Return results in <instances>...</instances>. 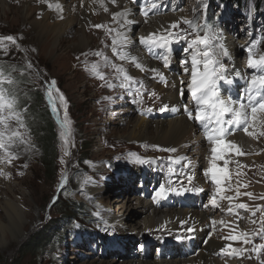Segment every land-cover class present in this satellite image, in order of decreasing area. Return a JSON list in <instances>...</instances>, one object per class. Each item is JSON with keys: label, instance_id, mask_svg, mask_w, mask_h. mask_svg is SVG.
Returning <instances> with one entry per match:
<instances>
[{"label": "rangeland", "instance_id": "obj_1", "mask_svg": "<svg viewBox=\"0 0 264 264\" xmlns=\"http://www.w3.org/2000/svg\"><path fill=\"white\" fill-rule=\"evenodd\" d=\"M84 1L98 7L95 4L98 3V0H71L69 2L71 10L75 12V6L81 4L82 8ZM108 1H106L107 12L103 8L92 12L94 18H92L91 24H86L85 28L81 24H79L80 26H68L60 36L54 34L41 36L36 32L35 26L36 21H42L44 14L53 18L51 22L53 20L63 21L64 18L61 15L64 11L62 9L60 11L56 7H48L46 0L0 1V37L12 35L16 41L15 43L0 42V67L3 65L2 67L10 73L7 75L6 71L3 72L5 81L3 87L9 84V80L12 81L9 84L10 87L12 84L18 87L19 85L13 80L14 76L19 75L26 77V82L25 80L23 82L26 88L24 86L23 92L36 89L43 93V104L50 110L57 132L58 151L55 173L50 176L42 165V149L32 125L25 117V109L16 106V111L21 114L23 126L17 123L15 117H9L7 110L4 112L6 120L4 124L0 125V129L5 131L6 142V150L0 149V264H92L94 262L97 264L128 262L138 264L139 261L146 260L184 259L172 253V248L182 238L177 239L178 236L174 234L165 237L157 234L161 233L160 229H165L164 233L172 228L177 229L181 226L179 220L186 221L184 224H187L188 220L178 217V220L174 222L164 221L162 228L148 230L146 233L141 232L142 234L139 236V230L143 231L144 225L141 223L145 215H136L135 209H127V202L132 200L135 204L140 199L151 201L154 190L160 184H165L166 188L177 189L174 185L181 180L182 189H191L196 186V183L202 187L204 185L203 188L207 191L206 195L204 194L198 200L193 199V204L200 203L202 208L205 207L208 198L214 192V183L209 180L208 176L198 182L199 178L203 177L202 173L207 166L199 165L201 167H197L196 171L184 168L191 165L189 161L196 160V156H191L193 152L195 155H202L207 161L211 159V151L208 150L212 145L206 141V138H201L204 136V132L201 127L198 128L197 122L191 120L197 127L198 143L188 149L187 151L190 152L185 155L178 151L170 153L162 150L177 149L184 140L173 146L157 144L150 140L155 133L154 129L161 112L152 106L155 97H151L149 93L154 90L155 96L163 97L165 91L159 89H162L165 84L151 79L149 74L153 73L152 71H142L128 60H120L112 52L113 38L111 35L116 32L109 33L107 29H118V24L123 21L122 18L113 19V12L120 11L116 12L118 7L111 0ZM191 3L193 5L195 3L194 7L189 5V0L187 4H185V0H162L160 10L167 6L171 7L176 9V13L183 12L184 18L189 20L199 13L200 21L209 18L207 20L209 24L222 30V33L224 32L225 46L227 43L228 45L237 44V41H242L243 38L246 40L248 38L258 39L259 43L253 49V55L255 58L264 55V0H244L239 4L233 3L227 9L220 0H203L206 10L201 7L202 0H192ZM118 4L122 11L131 6L136 7L138 9L136 17L143 18L139 10L140 0H137L136 3H133V0H123L122 5L117 2ZM28 8L30 9L28 15L24 17ZM221 9L225 10L221 12ZM101 13L105 16L100 17ZM152 14L153 12H150L147 17ZM96 23L105 27L96 29L93 27ZM134 26L135 24L129 25L127 30L131 41H137V37L146 35L140 33V27L136 25L135 28ZM180 28L186 29L187 26L181 23ZM83 30L88 41L85 47L79 36ZM229 30L231 31L229 32ZM239 35L246 36L239 37ZM229 42L232 43L229 44ZM239 43L240 46H250L248 42ZM185 46L184 43H179V49L173 50L172 62L175 61L179 64L185 58V55L182 56L183 53L180 56L176 55L183 52ZM137 47L143 54H147L148 51L144 46L139 44ZM242 51L244 54L239 56L240 59L243 60L245 57L247 60V51L243 48ZM97 52H102L104 55L97 56L95 55ZM105 56L112 64L122 65L136 81L143 82L145 85V89L141 90L143 102L134 91L128 93L118 86L122 82V75L117 74L115 68L105 64ZM137 57L146 68H164L162 60L155 57H149L148 60L141 56ZM176 58L180 61L178 62ZM227 61L229 59H222V62L230 69L229 71L238 67L231 63L227 65ZM94 64L98 65L96 69L93 68ZM179 66L182 68L181 62ZM247 72L250 79L253 70L250 69ZM101 75L103 79L100 78ZM52 80L56 81V84L52 86V96L58 109L57 112H53L48 100V86ZM109 84H114L116 87H108ZM244 87L245 85L239 92ZM57 88L59 92L56 91ZM59 93H63L66 98V105L60 103ZM232 96L234 97V95ZM107 97H112V99H106ZM183 103H188L189 107H193L189 93L185 94ZM65 110L68 122L62 126V122L65 120ZM260 115L258 123L253 127L249 126V131L255 132L256 135L253 137L245 134L244 138H247L248 146H239L245 155H236L234 151H228L225 154H234V160H231L230 166H228L230 180L226 182L229 185L225 188L226 191L229 192L227 189L231 192L235 190V194L239 185L240 193H252L250 197L244 195L238 197L239 203L242 202L249 206L247 211L240 210L239 215L245 219V227V217H250V213L256 211L254 217L257 221L252 222L247 229L250 236L261 229L262 225L261 227L256 226L258 220L264 221V210H258V206L264 208V199H261L264 197V136L259 135L261 131H264V114ZM166 117L162 120H167L168 116ZM140 118H144L147 122L151 121V124L136 127L135 124ZM11 131H19L22 138H14L9 141L8 137ZM240 131H243L242 127L237 129L234 134ZM137 132H144L147 137L138 140L134 137L138 134ZM234 134L227 135L226 139L232 138ZM153 145H159L160 148H153ZM21 147H25V149L22 150ZM130 153L144 158L145 162H139L136 156L129 155ZM169 157L174 159L169 161ZM85 161L91 163H85ZM201 161L198 162L201 163ZM154 174L155 176H153ZM180 175L182 179L179 178ZM62 176L66 178L63 185H61ZM189 176L193 177L191 182L188 181ZM151 185L154 186V189L151 188ZM149 188L151 189L149 193L151 198L144 197L146 189ZM8 191L10 192L8 193ZM106 196L110 197L109 205L103 202L102 198ZM169 201L171 206L162 209L161 204L159 210L165 212L174 210L177 201L171 197ZM14 204L17 205V212L13 209ZM76 204L87 207H84L86 208L84 209L85 215L75 213ZM97 211L100 213L99 216L95 215ZM71 213L74 215L70 216ZM129 214L135 216V227L131 226L135 222L134 219L128 220L130 224H127V227L122 225L123 222H119ZM66 216L69 217L66 218ZM57 226L59 229L56 232L54 229ZM253 227L258 229L256 228V231L252 232ZM62 230H64L66 238L59 241V233ZM41 231L44 232L42 238L50 235L47 244L41 245V240L40 246L31 249L30 246L33 243L31 241L35 236L38 237ZM143 237L147 238L142 241ZM254 238L256 243L264 244V239ZM145 245H148L149 248H144ZM40 247L44 249L43 252H40ZM163 252L171 258H164ZM149 253L150 255L146 256ZM242 259L248 262L247 264H261L257 255Z\"/></svg>", "mask_w": 264, "mask_h": 264}, {"label": "snow or ice", "instance_id": "obj_2", "mask_svg": "<svg viewBox=\"0 0 264 264\" xmlns=\"http://www.w3.org/2000/svg\"><path fill=\"white\" fill-rule=\"evenodd\" d=\"M111 2L115 4L116 0H111ZM136 2L137 0H133V3ZM161 3L162 0H140L139 10L141 15L147 17L150 12L158 11ZM57 7L60 6L57 5ZM201 7L206 10V5L203 4V0ZM104 10L106 12L108 11L107 8ZM131 14L132 10L130 9L113 13L114 20L122 18L123 22L118 24V29H107L109 33L116 32V37L112 40L111 50L120 60H128L135 67L143 71L145 69L139 62V58L133 56L130 51L136 42L131 41L127 35L128 26L134 23L133 20L128 18ZM145 22L147 21L145 20ZM181 23L186 25L187 28H180ZM93 27L100 29L105 26L95 24ZM2 41L16 42L15 37L12 35L0 37V42ZM137 41L141 46L146 47L150 51L159 50L155 58L162 60L165 68H170L171 66L173 45L176 43H184L186 45L183 48L185 58L181 60V66L183 73L190 75V79L187 81L186 88L184 87L185 81L183 78L179 79L178 86L174 84L173 87L177 88V94L181 101L185 99L186 92L190 94L193 107H189L188 103H183L182 109L187 114L189 120H194L199 124L205 134L206 141L212 145L210 149L211 159L209 161V167L204 170L203 174L206 177L210 176L211 181L216 185V192L213 193L204 206L219 207L217 194L226 191L223 185L226 180L230 179L228 169L229 160L225 159V154L228 151H234L236 155H245L237 144L228 141L226 137L229 134H234L241 127L246 135L255 136V132L249 131V126L255 124L258 113L264 114V55H259L258 58H255L253 55V49L258 45L259 40H250V46L241 45V48L248 53L247 67L253 70L250 79H245L238 70L234 69L235 77L233 79L228 77L229 69L222 62V58L229 57L230 53L223 42L222 30L214 28L213 25L207 22L206 18L200 21L199 13L192 20L181 17L176 21H170L166 27H162L146 35H140L137 37ZM216 41H219V43H216ZM95 55L103 56L104 54L97 52ZM104 62L106 65L115 68L117 74L122 75V82L118 86L128 93L134 91L141 102H143L141 92L142 89H145L143 82L136 81L122 65L112 64L106 56L104 57ZM97 67L98 65H93L94 69ZM150 71L157 73L152 79H159L166 87L168 86V80L163 73H160L154 68L150 69ZM100 78L103 79V76L101 75ZM235 79H245V87L239 96L233 97L230 92L227 94L223 93L220 86L221 83L231 85L235 82ZM4 82V74L0 70V125L4 124L6 120L4 112L7 110L9 117H15L17 123L23 126L21 114L16 111L17 100L14 95H10L3 87ZM8 83L11 84L12 81L9 80ZM55 84L56 81L52 80L48 86V100L53 112L58 111L52 96V86ZM108 87H116V85L109 84ZM56 91L59 92V89L57 88ZM149 95L154 98L156 95L155 91L153 90ZM106 99L111 100L112 97H107ZM59 101L62 105H66V98L63 93H59ZM158 110L161 112L168 111L169 105H162ZM67 122V112L65 110V120L62 122V126ZM259 135L264 136V131H261ZM14 138H22V134L19 131H11L8 140L11 141ZM152 147L160 148L159 145H153ZM0 149L6 150L5 131L3 129H0ZM162 150L170 153L177 151L176 148ZM129 155L136 156L137 160L141 163L145 162V159L139 158L137 154L130 153ZM168 159L172 161L174 158L169 157ZM218 161L224 162L223 167L218 165ZM85 163L90 164L91 162L85 161ZM65 179L64 176L61 177V185L64 184ZM192 179V176L188 177L189 182ZM189 190L188 188L183 189L184 192ZM171 191H177V194H180L177 189L166 188L165 184H160L154 190L153 200H164ZM195 191H203V189H195ZM240 195L250 197L252 193H240L238 185L236 188V197L222 195L220 199L232 201ZM261 199H264V197H261ZM236 207L246 211L249 208L245 203H239ZM258 210H264V208L258 206ZM227 211L229 214L232 213L233 208L231 204H229ZM95 215L99 216V211ZM252 215L255 216V212H252ZM240 219H243V217H240ZM252 222L255 223L256 221ZM180 223L183 225L185 221H181ZM212 223L215 222L212 221ZM261 225V229L253 233L252 236L264 239V221H261ZM186 231L191 232L194 229L188 228ZM181 238L180 236L177 237V239ZM225 239H230L233 242L242 241L244 244L253 242L252 237L248 233L231 235ZM227 249H230L227 254L231 256H239L243 252L248 251V249L238 250L232 244H228L226 248L220 250V253H226ZM262 249H264V244L255 245L251 251L259 255ZM261 264H264V261Z\"/></svg>", "mask_w": 264, "mask_h": 264}, {"label": "bare ground", "instance_id": "obj_3", "mask_svg": "<svg viewBox=\"0 0 264 264\" xmlns=\"http://www.w3.org/2000/svg\"><path fill=\"white\" fill-rule=\"evenodd\" d=\"M77 1H80V0H77ZM106 1L109 2L108 0H106ZM106 1L105 0H98L97 1L98 3H95L98 5L97 8L94 7L93 5H91L89 2L84 1L83 7L81 8L82 4L75 6L76 9L74 12L70 8L69 2H71V0H46L48 7H53V8L56 7L60 11H61V9L64 11L63 15H61L62 18H64V19H62L63 21L53 20V22H51V20L53 18H49L47 14H44L42 21H36L35 30L41 36L42 35L49 36L52 34L60 36L61 34H63L66 31L68 26L72 27L74 25L76 26V25L81 24L82 27L85 28L86 24H89V23L91 24L92 18H94L92 12L97 11V9H100V8L102 10V8L105 9L106 7H108ZM117 2L121 4V2H123V0H116V3L114 4V5H116V7H118V8H116V12H117V10L121 12L122 9L120 10L119 4L117 5ZM187 2H188V0H185V4H187ZM191 2H192V0H189V5H192L194 7L195 3L193 5V3H191ZM73 4H74V2H73ZM57 5H59L60 7H57ZM99 5H101V6L99 7ZM48 7L46 8L47 10H48ZM160 8L161 7L159 6L158 11L153 12V14L149 17L144 18V16H143L142 19H141V16L136 17V14L138 12V9L136 7L131 6L130 8H126V9L132 10V14L128 18L134 21L133 24H135V26H134L135 28H136V25H137V27H140V33L142 32L143 34H148L150 32L155 31L158 28L166 27L170 21H176V20L180 19L181 17L184 18L183 12L176 13L175 12L176 9H172L171 7H168V6L165 8H162L161 10H160ZM28 10H30V9L29 8L27 9V14L24 17H27ZM83 16H84V18H83ZM102 16H105V15H103L101 13L100 17H102ZM81 17L83 18V20ZM145 20L147 22H145ZM231 30H229V32ZM235 33H237V32H235ZM249 34H252V32H249ZM85 35H86V33L84 32V30H83V33L81 32V34H79L80 40L84 44V47H85V45L88 44L87 36H85ZM111 36H112V38H115L116 34H113ZM240 36L241 35H239V37ZM242 36H246V35H242ZM243 39L244 40H242V41H237V44H234V45H228V43L226 44L227 45L226 47L230 53V56L227 57V59H229V61H227L228 62L227 65L229 63L235 64V66L238 65V67L233 66L234 67L233 69L238 70L245 79H249L247 71L250 69L247 67V60H245V57L243 60H242V58L240 59V57H241L240 55L244 54V53L242 51V48H241L239 42H242V43L248 42L250 44V40H252V38L251 39L248 38V40H246V38H243ZM237 40H239V39H237ZM218 43H219V41H218ZM231 43L232 42H229V44H231ZM137 46H139L138 41H136L134 43V45L132 46V50H130L131 54H133V56H136V55L141 56L145 60H148L149 57H156V55L158 53L157 50L150 51L145 47L148 52H147V54H145V53L143 54L138 49ZM178 49H179V43L174 44L173 50L176 51ZM182 53H183V55H182ZM180 54L183 57L185 55L184 52H179L176 55L180 56ZM247 55H245V56H247ZM222 59H226V58H222ZM177 61L179 62L180 60L177 59ZM180 62H179V64H180ZM179 64H177L175 61H173V62H171L170 68H165V67L163 68L160 66L161 68L157 69L158 71L164 72L163 74L166 76V78H168L169 83H168L167 87L164 86L162 89H159L160 91H165V93H163V95H162L163 97H161L159 95L155 96V101L152 103V106L154 108L159 109L162 105H169V110L165 111V112L160 111L161 115L159 117L158 122H156V126L154 129L155 133L152 136V138H150V140L156 142L157 144H164L165 146H168V145L173 146L174 144H177L180 141L184 140L182 142V145L179 144L180 146L177 147V151L180 153H183L185 155V153L190 152V151H187L188 149H190L194 144L198 143L197 138L199 137V135H198L196 125H194L191 122V120H189L187 118V114L182 109V101L178 97L177 88L173 87L174 84H176L178 86L179 79L183 78V80L185 81L184 87L186 88L187 87V80L190 79V76L185 75L182 72L183 70L181 71L182 68H180ZM144 69L147 72V71H150V69H152V68L144 67ZM233 69H232V71L228 72V77L230 79H233L235 77V71ZM156 75L157 74L153 72V73L149 74V77L152 79V77L156 76ZM245 79H235L234 83H237L236 85L234 83L231 85H224L223 83H221L220 86H221L222 92L225 94L230 92L231 95H234V97H238L240 94L239 91L243 88V85H245ZM154 80L159 81V79H154ZM162 98H163V100H162ZM166 116H168V119L162 120L164 118H167ZM257 116L259 118L261 116L260 113H258ZM258 118H257V121L255 122V124L258 123ZM149 124H151V121L147 122V120H145L144 118H140L137 120V123L135 124V126L136 127L147 126ZM255 124L252 125V127L255 126ZM198 128L200 129V126H198ZM244 135H245V133L243 131L236 132L232 138H229L227 140L234 142L235 144H237L240 147H246V146H248V141H246L247 138L245 139ZM145 136L147 137V135L143 132V133L136 134L134 137H136L138 140H142ZM201 138H205V134ZM21 149L23 150V149H25V147H23V148L21 147ZM21 149H19V150L21 151ZM208 151H210V150H208ZM29 154L31 155L32 152L30 151ZM191 156L192 157L196 156L195 159L197 161L196 160L189 161L191 165L184 167L185 169L190 170V168H191V169H194V171H196L197 167H201V166H203V164L205 166H207L206 169L209 167V161L205 160L206 158H204L202 155H200V154L195 155L193 152ZM225 159L229 160V164H230L231 160H234V154L225 155ZM198 161H201V163ZM217 163H218V165H220V167L221 166L223 167V164H224L223 161H218ZM229 164H228V166H230ZM199 165H201V166H199ZM202 175H203V173H202ZM153 176H155V174ZM208 177L210 178V176H208ZM179 178L182 179V176L180 175ZM204 178H206V176L203 175L202 178H199L198 182H201V179H204ZM209 180H211V179H209ZM226 182H227V180L224 182V185H223L224 188L229 186L228 184H226ZM228 183H230V182H228ZM174 186L180 192V194H177V191H174V192L171 191V192H173V195H171V192L169 193L171 199H174L177 201L174 210H168L167 212L159 210V207L161 204H162V206H161L162 209H165V207L172 205V204H170V201H169L170 197H168L166 199V201H165V199L159 200V201H154L153 197L151 198L149 196V193L151 191L150 188L146 189V193H145L144 197L151 198L152 199L151 201L140 199V200H138L137 203L133 204V201L129 200V202H127V205H128L127 209H129V208L135 209L134 211H135L136 215H139V214L145 215L143 220H142V223H141L144 225L142 228L143 231L139 230V232H138L139 236H141V234H142L141 232L146 233L148 230L151 231V230H154L157 228H162L163 227L162 223L164 221L174 222V221L178 220V217H181L182 220H188L189 224L187 223V224L181 225L177 229L172 228L170 230H166L165 233H164L165 229H160L161 233L157 234V235L163 236V237L171 235V234H174L175 236L182 237V239L179 241V243L172 248V253L179 256V257H182L184 259H181V258L176 259V260L164 259V260H160V261L159 260L158 261L146 260V261H142V262L139 261L138 264H240V263H246L247 264L248 262L243 261V259H242L243 257H252L254 255H257L256 253L252 252L251 249L255 245H262V243H256V239L254 237L251 236L253 242L250 244H244L242 241L233 242L230 239H225L227 237H230L231 235H239L240 233H248L249 235H251L247 229L251 226L252 221H257V219H255V217L252 216V213H250V217H245L246 218V227H245V219H240V217H239L240 210L242 211V209H238L236 207V205L239 204L238 198L233 199L232 201L220 199V197L222 195L223 196L236 197V193L234 194L235 190H233L231 192V190L227 189L229 192L225 191L224 193H218L217 194V202H218L219 207L214 208L212 206H208V207L202 208V205L200 203L193 204V199L195 198L198 200V199H201L204 194L206 195L207 191L203 188L204 185L202 187L200 184L196 183V186H193L192 188L190 186H187V187L191 188L187 192H184L182 189V180L179 181ZM214 186L215 187L213 189L214 190L213 193L216 192V185L214 184ZM151 188L154 189V186L151 185ZM167 188H169V187H167ZM195 189H203V191H195ZM207 190H208V188H207ZM9 192L10 191H8V193ZM213 193H212V195H213ZM102 199H103V202H106L108 205H109V203H111L109 196H106ZM229 204H231L232 208H233V211L231 214H229L227 211ZM16 206L17 205L14 204L13 209L17 212ZM135 206H137L136 207L137 209L134 208ZM181 207H184V208H181ZM170 208H172V207H170ZM179 208H181V209H179ZM188 208H191V209H188ZM217 209H218V212H217ZM144 212H148V213H144ZM134 217L135 216H131V214H129L128 217H124L123 220L121 219V220H119V222L120 223L123 222L122 225L126 226L127 224H130V222L128 220L129 219L132 220V219H134ZM188 218H191V219H188ZM134 221L135 222L131 224L132 227H135L134 225L136 224V219H134ZM179 221L181 222V220H179ZM212 221H214L215 223H212ZM241 221H243V222H241ZM258 221L261 223L260 219ZM218 222H219V225H218ZM259 222L256 224V226L261 227V224ZM185 223H186V221H185ZM240 224L244 228H242L240 226ZM140 226H142V225H140ZM253 226H255V225H253ZM171 227H173V225H171ZM181 228H185V229H181ZM188 228H192V229H194V231H191V232L186 231V229H188ZM254 228L255 227H253L251 229L252 232L256 231L257 227L255 228V230H253ZM182 230H184V231H182ZM210 234H211V236H210ZM219 234H220V236H219ZM146 238L143 237L142 241H144ZM228 244H232V246L236 245L237 246L236 249H238V250L248 249V251L243 252V254L239 255V256H231V255L227 254V252H229L230 249H227L226 253L221 254L220 250L222 248H226V245H228ZM144 248H149V246L145 245ZM126 255H127V253H126ZM148 255H150V253L147 254L146 256H148ZM164 255H165V253L163 252V256ZM257 256L259 257L261 262L264 261V249H262L261 252L259 253V255H257ZM164 258H171V257L169 255H167V256L165 255ZM92 264H97V262H94ZM99 264H105V263H99ZM123 264H131V263L128 262V263H123Z\"/></svg>", "mask_w": 264, "mask_h": 264}, {"label": "trees", "instance_id": "obj_4", "mask_svg": "<svg viewBox=\"0 0 264 264\" xmlns=\"http://www.w3.org/2000/svg\"><path fill=\"white\" fill-rule=\"evenodd\" d=\"M226 6V9L229 8L233 3L239 4L241 1L244 0H220ZM257 9L259 6H256ZM225 9H221V12ZM209 14V12H208ZM209 18H207L208 20ZM3 66V65H2ZM0 67V70L3 72H7V75L10 73L8 70L4 69V67ZM14 75V74H13ZM26 82V77L22 76H14L13 82L19 85L18 87L16 85H13L10 87L9 84L4 85V88L7 90V92L10 95H14L17 100V107L25 109V117L28 118L29 123L32 125L34 134L36 138L38 139L41 149H42V165L46 169V172L48 175L52 176L55 173V164H56V156H57V132L55 129V125L52 121V116L50 110L44 105V97L43 93L38 90H31L29 92H23V88L25 85H23V82ZM22 84H21V83ZM26 88V86H25ZM20 92V93H19ZM77 210L75 213L79 215H85L84 209H86V206H82L81 204L75 205ZM86 207V208H84ZM71 215H74V213H71ZM69 216H66V218ZM56 220L54 221L55 225ZM59 227L57 226L54 230L57 232ZM43 231L40 232V235L37 237H34V240L31 242V249L37 248L41 242V245L47 244V240L50 238V235H48L45 238H42ZM59 241L66 238L64 236V230H62L59 233ZM38 238V239H37ZM40 252H43L44 249L41 247L39 248ZM38 250V251H39Z\"/></svg>", "mask_w": 264, "mask_h": 264}]
</instances>
